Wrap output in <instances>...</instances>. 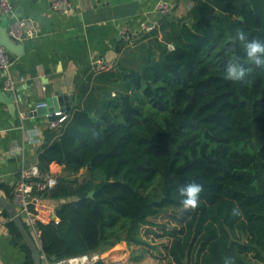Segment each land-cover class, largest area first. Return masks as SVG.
<instances>
[{
  "label": "trees",
  "instance_id": "trees-1",
  "mask_svg": "<svg viewBox=\"0 0 264 264\" xmlns=\"http://www.w3.org/2000/svg\"><path fill=\"white\" fill-rule=\"evenodd\" d=\"M237 29L264 40V0H194L187 16L167 13L138 32L135 65L85 75L38 155L41 168L56 162L64 173L46 193L60 201L59 221L38 224L47 261L147 244L150 217L181 208L165 231L167 264H264V68L233 43ZM234 59L244 81L225 79ZM193 181L204 190L189 211L178 188ZM0 189L11 201L12 185ZM234 204L243 219L231 217ZM7 225L23 264H35L16 222Z\"/></svg>",
  "mask_w": 264,
  "mask_h": 264
},
{
  "label": "crops",
  "instance_id": "crops-1",
  "mask_svg": "<svg viewBox=\"0 0 264 264\" xmlns=\"http://www.w3.org/2000/svg\"><path fill=\"white\" fill-rule=\"evenodd\" d=\"M165 1L172 4L170 13L176 17L187 16L194 4V0ZM157 2L99 0L94 4L92 0H73L71 10L63 14L53 11L48 0H10V10L3 12L1 17L7 16L8 26L15 18L31 20L36 34L20 41L23 52L11 54L14 59L9 70L0 71V88L7 74L16 79L12 92L17 105L13 117L7 105L0 101V183L13 185L21 168L38 163L49 119L45 115H31L29 104L62 92L74 96L75 108L79 102V85L85 75L94 72L92 63L96 58L113 60L116 66L117 62L127 67L135 65L131 58L135 39L132 42L124 40L121 30L126 27L131 34L139 32L143 22L157 17ZM189 20V17L185 19ZM20 111L26 112L24 118ZM62 168L52 162L49 171L60 177L64 175ZM0 196L12 204L1 189ZM4 209L0 204V257L3 264H23L26 253L13 241L7 225L12 217L6 209L8 215H5ZM27 228L36 241L29 225ZM123 243L126 241L104 251L106 256L100 253L101 259L110 264L111 256L120 254ZM49 263L43 257L42 264Z\"/></svg>",
  "mask_w": 264,
  "mask_h": 264
},
{
  "label": "built area",
  "instance_id": "built-area-1",
  "mask_svg": "<svg viewBox=\"0 0 264 264\" xmlns=\"http://www.w3.org/2000/svg\"><path fill=\"white\" fill-rule=\"evenodd\" d=\"M72 1L73 0H48L53 11L63 14L71 10ZM9 10L10 0H0V19L1 14ZM171 10L172 4L170 2L158 0L155 7L157 17L148 22H143L139 32L148 31L158 26L161 16L170 13ZM8 34L15 42H20L25 37L34 36L36 34V28L31 20L15 18L8 26ZM137 34L138 32L131 34L126 27L121 30V37L129 42H132L137 37ZM13 59L11 53L0 43V71H8L13 63ZM115 65L116 62L113 60L96 58L92 63V69L94 72H102L114 68ZM15 87L16 79L10 74H7L2 83V88L7 92H12ZM55 113L59 114V118L56 120H49L50 128L58 126L68 115V113L62 109L55 111ZM20 116L24 118L26 112L20 111ZM57 182L58 177L52 174L51 171L42 169L38 163H32L21 168L12 185L11 202L15 206L17 213L31 228V232L35 235L39 245L41 230L38 228V224L59 221L57 215L58 201L46 195L47 192H50L57 185ZM43 257L45 258V256ZM101 258L102 255L99 252H92L61 258L49 264H92ZM0 264H3L1 257Z\"/></svg>",
  "mask_w": 264,
  "mask_h": 264
},
{
  "label": "water",
  "instance_id": "water-1",
  "mask_svg": "<svg viewBox=\"0 0 264 264\" xmlns=\"http://www.w3.org/2000/svg\"><path fill=\"white\" fill-rule=\"evenodd\" d=\"M93 3H97L99 0H92ZM106 1V0H100ZM242 19V17H240ZM0 43L6 48V50L11 54L20 55L23 52V45L20 42H15L11 39L8 34V18L6 15L2 16L0 19ZM119 68V66L117 65ZM73 99V101H71ZM0 101L5 103L9 108L10 113L15 117L16 112V101L13 92H7L2 87L0 88ZM74 108V96L69 97L68 94L58 92L51 96H47L44 100L31 102L29 104V113L31 115H45L49 120H56L59 118V114H56L55 111L62 109L63 111L69 113ZM42 169H45L42 167ZM63 179L62 176L58 177V181ZM93 191L89 193L91 196ZM0 204L4 207L12 219L16 222L18 228L20 229L23 236L26 238L34 259L35 264H42L43 254L42 251L31 235L29 229L23 218L17 213L14 206L8 202L5 198L0 196Z\"/></svg>",
  "mask_w": 264,
  "mask_h": 264
},
{
  "label": "rangeland",
  "instance_id": "rangeland-1",
  "mask_svg": "<svg viewBox=\"0 0 264 264\" xmlns=\"http://www.w3.org/2000/svg\"><path fill=\"white\" fill-rule=\"evenodd\" d=\"M181 208H168L159 214L150 217L152 224L141 227V234L147 240V244L136 245L123 243L120 247V254L113 260L111 256L110 264H167L168 258L164 250L169 241V236L165 232L177 226V218L181 215ZM124 248V252H123ZM107 255V253H102Z\"/></svg>",
  "mask_w": 264,
  "mask_h": 264
},
{
  "label": "clouds",
  "instance_id": "clouds-1",
  "mask_svg": "<svg viewBox=\"0 0 264 264\" xmlns=\"http://www.w3.org/2000/svg\"><path fill=\"white\" fill-rule=\"evenodd\" d=\"M233 43H239L247 59L259 68H264V40L258 38L249 39L242 29H237L236 34L232 37ZM248 76V70L239 62L238 59L229 60L225 68V79L233 82L244 81ZM203 185L196 182H190L181 185L178 188L181 204L185 210L195 211L200 207V194L203 191ZM230 215L233 218L243 219L244 213L238 204L231 208ZM224 264H235L233 258L225 257Z\"/></svg>",
  "mask_w": 264,
  "mask_h": 264
}]
</instances>
